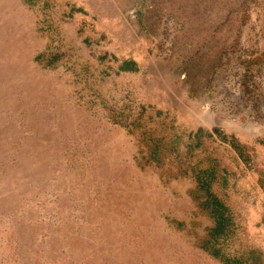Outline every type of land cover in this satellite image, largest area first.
Returning <instances> with one entry per match:
<instances>
[{
	"label": "rangeland",
	"instance_id": "374dc122",
	"mask_svg": "<svg viewBox=\"0 0 264 264\" xmlns=\"http://www.w3.org/2000/svg\"><path fill=\"white\" fill-rule=\"evenodd\" d=\"M23 2L0 264H264V0Z\"/></svg>",
	"mask_w": 264,
	"mask_h": 264
},
{
	"label": "crops",
	"instance_id": "0c3cea01",
	"mask_svg": "<svg viewBox=\"0 0 264 264\" xmlns=\"http://www.w3.org/2000/svg\"><path fill=\"white\" fill-rule=\"evenodd\" d=\"M18 15V16H17ZM26 15L28 19L26 20ZM21 19V20H20ZM16 20L18 22L16 23ZM33 18L30 13V10L26 7L23 0H0V35L6 39H11V45L14 44L12 47L14 48L15 43L17 46L18 51L21 54V57L28 58V61H32L33 51L30 48V39L31 36L35 35V31H33ZM31 24V26H29ZM28 30V28H30ZM28 31H30L28 33ZM24 37V40L20 42V38ZM6 48L9 47L6 44ZM25 43V45H24ZM10 45V46H11ZM32 48V45H31ZM15 50V49H14ZM14 57V53L12 55ZM21 58V59H22ZM18 59V55L16 56V60ZM18 84V82H16ZM8 85V80L6 81V86ZM8 89H1L0 91H4ZM1 100V98H0ZM4 102L5 99L3 98ZM0 101V103H4Z\"/></svg>",
	"mask_w": 264,
	"mask_h": 264
},
{
	"label": "bare ground",
	"instance_id": "6f19581e",
	"mask_svg": "<svg viewBox=\"0 0 264 264\" xmlns=\"http://www.w3.org/2000/svg\"><path fill=\"white\" fill-rule=\"evenodd\" d=\"M18 16V15H17ZM28 19L26 15V20ZM18 20H16V23ZM24 40V37L20 38V42ZM6 44L9 45L8 48H6ZM11 39L3 38L0 35V90L1 89H7L6 88V81L9 80V78L15 77L14 80L18 82L19 86L22 87L25 91V88L29 86L28 78L29 74H25V69L28 65V58L21 57L20 52L17 49L16 43L14 48L12 47L14 44L11 45ZM13 43V42H12ZM11 45V46H10ZM25 45V43H24ZM15 49V50H14ZM14 53V57H12ZM18 55V59L16 60V56ZM22 58V59H21ZM25 59H27L25 61ZM14 93L11 90H4L0 91V101H3V98L5 99V102L10 103L13 100ZM6 105H0V115H3V119L6 123H10V117L11 115L6 114ZM13 117V116H12Z\"/></svg>",
	"mask_w": 264,
	"mask_h": 264
},
{
	"label": "trees",
	"instance_id": "16d2710c",
	"mask_svg": "<svg viewBox=\"0 0 264 264\" xmlns=\"http://www.w3.org/2000/svg\"><path fill=\"white\" fill-rule=\"evenodd\" d=\"M121 70L124 71H137L139 70L138 63L134 59H126L121 65ZM211 204L216 210L217 215V231H222L226 225V217H225V205L222 201H220L215 196L212 197Z\"/></svg>",
	"mask_w": 264,
	"mask_h": 264
}]
</instances>
